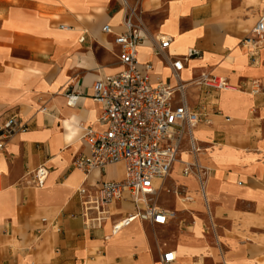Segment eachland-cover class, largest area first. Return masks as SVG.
<instances>
[{
	"label": "crops",
	"instance_id": "0c3cea01",
	"mask_svg": "<svg viewBox=\"0 0 264 264\" xmlns=\"http://www.w3.org/2000/svg\"><path fill=\"white\" fill-rule=\"evenodd\" d=\"M263 4L0 0V127L16 115L29 128L0 138V264H165L167 252L176 258L166 264H264V39L259 48L242 44ZM128 15L148 37L138 57L140 67L154 65L153 80L172 82V59H183L182 96L201 121L158 192L159 206L176 217L136 222L106 239L110 222L85 227L77 190L121 180L123 167L86 175L73 161L88 152L82 137L101 111L94 83L121 70L114 34L125 32ZM158 37L171 39L161 56ZM201 73L226 76L230 88L196 85ZM41 166L49 177L38 188L33 172ZM110 210L121 219L134 208Z\"/></svg>",
	"mask_w": 264,
	"mask_h": 264
},
{
	"label": "built area",
	"instance_id": "2783aa9c",
	"mask_svg": "<svg viewBox=\"0 0 264 264\" xmlns=\"http://www.w3.org/2000/svg\"><path fill=\"white\" fill-rule=\"evenodd\" d=\"M124 24L126 30L120 34H114L109 25L103 28L105 33L115 36L121 70L94 83L92 97L101 105V111L95 123L85 128L82 137L88 152L77 155L73 161V167L86 175L112 165L123 167L121 180L102 182L94 192L84 186L77 190L83 206L85 227L93 223L103 227L110 222V235L106 239L136 222L165 225L176 217L174 211L159 206L158 192L178 161L191 129L201 121L200 113L190 109L182 96L185 84L179 73L183 70V59H172V82L153 80L154 65H139V47L148 41L147 35L133 24L131 15L126 17ZM263 39L264 4L252 32L242 44L259 48ZM84 40L85 37H82L81 42ZM157 40L160 45L155 48L154 54L161 56L169 49L171 39L158 37ZM198 54L191 49L188 56ZM193 83L213 90L230 88L224 75L201 73ZM251 87L252 94L260 93L258 81H253ZM75 98L70 96L68 104L72 105ZM28 129L16 115H12L0 127V138L8 140ZM189 169L187 167L186 171ZM48 177V169L38 167L33 172L34 186L44 187ZM157 181L162 183L160 189L155 187ZM124 202L130 203L134 211L124 218L115 219L116 214L111 212L110 207ZM175 258L173 252H167L162 257V263H171Z\"/></svg>",
	"mask_w": 264,
	"mask_h": 264
},
{
	"label": "rangeland",
	"instance_id": "374dc122",
	"mask_svg": "<svg viewBox=\"0 0 264 264\" xmlns=\"http://www.w3.org/2000/svg\"><path fill=\"white\" fill-rule=\"evenodd\" d=\"M169 178H170V176H169L167 179H169ZM167 179H166V180H167ZM169 188H170V191H171V192L169 191V193L175 192V191L172 190L173 187L169 186ZM162 189H163V188H162ZM175 190H178L177 192H179V194H180V193H184V191H183L182 188H180V187H179V188L176 187ZM185 197H186V196H185ZM164 200H167V201H168L167 198H165ZM157 202H158L159 205L161 204V200H158V199H157ZM162 202H163V201H162Z\"/></svg>",
	"mask_w": 264,
	"mask_h": 264
}]
</instances>
